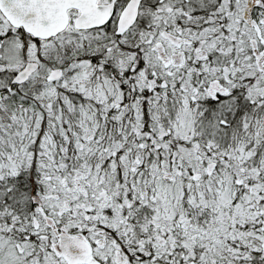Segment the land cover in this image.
<instances>
[{
  "label": "snow or ice",
  "instance_id": "snow-or-ice-1",
  "mask_svg": "<svg viewBox=\"0 0 264 264\" xmlns=\"http://www.w3.org/2000/svg\"><path fill=\"white\" fill-rule=\"evenodd\" d=\"M0 264H264V0H0Z\"/></svg>",
  "mask_w": 264,
  "mask_h": 264
}]
</instances>
